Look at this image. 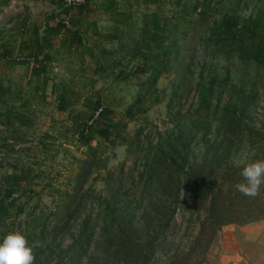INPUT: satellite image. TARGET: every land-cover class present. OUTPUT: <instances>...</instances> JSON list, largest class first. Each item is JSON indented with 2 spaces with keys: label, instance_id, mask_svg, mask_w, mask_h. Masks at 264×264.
Returning <instances> with one entry per match:
<instances>
[{
  "label": "trees",
  "instance_id": "trees-1",
  "mask_svg": "<svg viewBox=\"0 0 264 264\" xmlns=\"http://www.w3.org/2000/svg\"><path fill=\"white\" fill-rule=\"evenodd\" d=\"M9 1L0 0V11ZM160 2L134 0L145 7ZM191 6L172 19L143 12L130 49L131 58L142 57L150 73L124 117L132 119L147 102L160 101L156 83L172 70L166 103L171 128L144 133L138 127L128 134L122 132L126 121H109L111 155L85 141L72 184L57 189L52 204L22 191L25 185L30 192L36 170L31 161L13 158L7 163L11 170L0 175V242L9 232H21L33 246L34 264H204L223 226L264 219V185L256 198L234 187L243 179L244 163L264 159V119L256 125L254 117L264 91V0H193ZM102 9L124 26L131 16L116 0H104ZM191 12L195 17H186ZM78 39L82 53L93 54ZM43 54L45 95L51 55ZM10 87L0 77V124L6 132L0 133L1 149L13 148L38 117L29 100L15 104ZM192 92L195 99L186 106ZM59 96L67 103L65 90ZM117 146H125V159L108 168ZM178 211L188 212L183 244L175 242Z\"/></svg>",
  "mask_w": 264,
  "mask_h": 264
},
{
  "label": "rangeland",
  "instance_id": "rangeland-1",
  "mask_svg": "<svg viewBox=\"0 0 264 264\" xmlns=\"http://www.w3.org/2000/svg\"><path fill=\"white\" fill-rule=\"evenodd\" d=\"M103 1L84 0L68 5L65 0H10L0 11V31L3 32L0 45L4 44L0 47V77L14 91L15 104L19 106L27 99L38 115L33 127L23 130L18 140L13 139L17 140L13 148L0 147V161L4 164L0 175L11 170L7 163L15 157L31 161L36 178L28 189L30 192L25 190V185L22 191L31 193L35 200L49 204L58 201L56 190L63 191L72 184L78 159L87 150L85 141L99 145V153L111 155L107 148L109 121H126L122 132L128 134L138 127H143L144 133L155 130L163 133L172 126L166 105L172 70L163 72L156 83L161 89L160 101L147 102L146 108H142L144 112L132 119L124 117L125 109L150 73V69L144 70L142 57L131 58L130 49L139 35L143 12L157 11L169 19L181 17L183 9L192 11L193 0H162L148 7L136 5L134 0H116L121 11L131 13L126 26L112 20L102 9ZM250 11L251 5H248L243 13L247 15ZM186 15L195 17L193 12ZM46 28L52 30L47 32ZM105 35L111 37L106 39ZM79 37L81 44L93 47L95 56L82 53L76 40ZM44 52L51 55L46 68L51 79L42 95L40 60ZM53 83L57 84L55 90H52ZM62 90L67 92V103L59 96ZM261 93L262 99L254 113L256 125L264 119V91ZM194 99L192 92L186 106ZM91 114L99 115L89 118ZM0 133L6 134L1 124ZM114 153L109 158L108 168L125 159V146H117ZM130 164L126 162V166ZM95 185L102 189L103 181L97 178ZM187 216L188 212L183 211L176 214L179 228L176 243L187 241L181 236ZM194 231L196 229L192 228ZM226 247L230 261L264 264V219L238 225L236 230L219 231L204 264L215 262Z\"/></svg>",
  "mask_w": 264,
  "mask_h": 264
},
{
  "label": "clouds",
  "instance_id": "clouds-1",
  "mask_svg": "<svg viewBox=\"0 0 264 264\" xmlns=\"http://www.w3.org/2000/svg\"><path fill=\"white\" fill-rule=\"evenodd\" d=\"M240 176L243 179L235 184L236 191L248 198L259 196L264 185V159L244 163ZM34 260L33 246L21 232H9L0 242V264H34Z\"/></svg>",
  "mask_w": 264,
  "mask_h": 264
},
{
  "label": "crops",
  "instance_id": "crops-1",
  "mask_svg": "<svg viewBox=\"0 0 264 264\" xmlns=\"http://www.w3.org/2000/svg\"><path fill=\"white\" fill-rule=\"evenodd\" d=\"M237 227H238V225L229 224V225L223 226L221 230L224 231V232L225 231L227 232L228 228H230V230H231V228L236 230ZM226 253H227V255H226ZM229 253H230L229 249L226 247V249L223 250V252H221L219 254V256L216 259V261L213 262L212 264H240V262L236 263L234 260L230 261V255H228Z\"/></svg>",
  "mask_w": 264,
  "mask_h": 264
},
{
  "label": "built area",
  "instance_id": "built-area-1",
  "mask_svg": "<svg viewBox=\"0 0 264 264\" xmlns=\"http://www.w3.org/2000/svg\"><path fill=\"white\" fill-rule=\"evenodd\" d=\"M65 1H66V3H67L68 5H70V4H80V3L83 2L84 0H65ZM93 117H94V118L97 117V114H96V116L94 115Z\"/></svg>",
  "mask_w": 264,
  "mask_h": 264
}]
</instances>
